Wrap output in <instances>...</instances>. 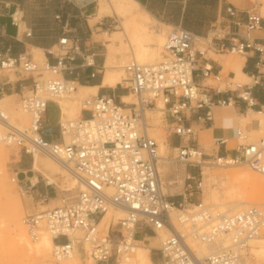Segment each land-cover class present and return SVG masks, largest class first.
<instances>
[{
	"label": "built area",
	"instance_id": "1",
	"mask_svg": "<svg viewBox=\"0 0 264 264\" xmlns=\"http://www.w3.org/2000/svg\"><path fill=\"white\" fill-rule=\"evenodd\" d=\"M171 29L160 62L140 64L132 60L124 67L126 86H119L136 99L129 110L121 104V98L96 95L82 101L84 115L78 121L63 124L58 106L57 127L46 121L47 104L77 90L76 83L65 79L63 73L71 74L68 62L80 50L75 46L79 40L74 43L67 36L61 38L58 53L48 52L56 62L46 61L43 67L26 54H0V77L3 71H14L33 82L30 95L21 94L20 98V108L30 116L28 128L10 127L9 117L0 106V123L9 128L0 133V144L17 147L32 158L35 152L42 153L73 171L83 183V189L75 195H63L60 206L28 215L22 221L34 243L45 234L51 237V257L56 264L77 254L93 264H130L139 242L157 237L161 231H168L170 237L161 248L151 249L149 264H252L250 243L264 232V207L248 206L237 213L219 214L202 204H189V209L184 204L202 186L196 177H202L206 158H212L218 166H247L264 175V138L247 143L248 136L238 129L236 141L243 143L231 148L233 158L217 153L208 156L200 149L196 131L186 122L194 115L198 121L212 122L215 106L231 104V99L216 98L228 94H235L248 108L256 106L252 90L257 82L239 84L223 77L214 71L207 53L210 50L246 57L252 52L257 55L256 66L264 65V17L256 10L242 12L229 5L226 16L215 21L204 37L181 26ZM88 59L84 60L87 66L93 67ZM42 71L61 79L39 82L35 74ZM157 101L164 104L173 119L168 130L180 144L173 149L174 161L183 163L189 173L185 181L189 198L185 194L180 202H173L163 191L158 145L148 133L145 112L155 108ZM228 144V139L218 142L223 147ZM10 181L23 196L31 195L39 185V181L20 180L17 173ZM50 186L44 182L45 188ZM47 200L48 195L42 197L43 202ZM111 209L125 211V217L111 223L103 233L99 225ZM174 210L181 215L173 218ZM141 233L143 238L139 239ZM190 240L213 246L216 251L200 258Z\"/></svg>",
	"mask_w": 264,
	"mask_h": 264
},
{
	"label": "crops",
	"instance_id": "2",
	"mask_svg": "<svg viewBox=\"0 0 264 264\" xmlns=\"http://www.w3.org/2000/svg\"><path fill=\"white\" fill-rule=\"evenodd\" d=\"M141 7L151 14L157 21L167 26H181L189 30L198 37H204L208 34L211 26L217 20H221L226 16V8L231 5L239 11L247 12L251 5L247 1L236 0H138ZM92 0L88 4H81L78 0H0V54H8L13 57L26 54L33 58V50L40 49L44 52L45 62L55 63V58L48 55V52L58 46L59 40L64 36L69 37L72 42L78 39L80 50L73 54L74 60L68 62V67L71 70L63 73V77L73 81L85 89H96L97 96L121 98L125 96V90H119V85L116 88L103 86L105 76V67L108 62V55L111 54L110 47L112 44L95 37L102 36L99 30L107 28L105 20L97 23L95 33L90 22H85L86 15L84 10L86 6L94 3ZM235 2V3H234ZM261 6H264V0L258 1ZM33 9H51V18L45 25L41 24V20H36L32 17ZM96 9V7H89ZM59 17V19H57ZM245 19V15H243ZM89 20V19H88ZM158 21V22H159ZM31 34L28 36V34ZM94 33V37H93ZM114 33V32H113ZM111 33V34H113ZM106 52H105V50ZM201 50H203L201 48ZM208 51V50H207ZM110 52V53H109ZM93 54V56H91ZM216 57L224 56L222 53H214ZM89 58L93 62V67H88L85 58ZM244 58L242 73L248 78L251 83L256 85L252 90V97L255 100L256 106L248 108L245 103L236 99L235 94H228L217 97V100L231 99V104L226 107L215 106L212 109V122L198 121L197 116H192L189 119L191 127L197 128L199 133L205 131L210 132L212 139L216 142L217 154L228 155L234 153L229 147L219 146L218 142L228 139L229 142L236 141V131L241 129L239 126V118L245 117L247 120L249 113L254 115H264V65L256 66L258 59L255 53H249ZM210 65L215 72L221 75L225 71V66L219 60L209 59ZM232 69V67H231ZM98 73L95 78H92L93 73ZM235 75L232 70L227 72V76ZM12 75L0 77V99L5 96H15L21 98V94L31 91L33 82L31 78H22L16 82L11 81ZM247 81V82H249ZM78 91V89H77ZM87 93L86 91H84ZM95 95V96H96ZM49 108L59 110L56 102L50 101L47 104L46 121L52 127H57L60 119V111L58 119L50 124L48 119ZM261 114V115H260ZM84 114L81 113V116ZM261 122V121H259ZM251 126V125H250ZM258 122L253 121L251 130L258 129ZM196 140L199 142L198 135ZM179 141L174 136L169 137L170 149L179 147ZM21 169L17 170L20 180L31 181L35 183L38 178L33 174V169L30 168L25 158H21ZM37 173V172H36ZM39 174V173H38ZM41 175V174H40ZM36 179V181H35ZM48 195V191L42 186H37L31 191L30 197L42 198ZM181 200V199H180ZM176 202V199H172ZM153 239L150 240L152 245ZM157 244L155 245V247Z\"/></svg>",
	"mask_w": 264,
	"mask_h": 264
},
{
	"label": "rangeland",
	"instance_id": "3",
	"mask_svg": "<svg viewBox=\"0 0 264 264\" xmlns=\"http://www.w3.org/2000/svg\"><path fill=\"white\" fill-rule=\"evenodd\" d=\"M91 1L92 0H90L89 3ZM94 1H95L94 3L86 6V9H83L84 14L86 15V17L84 18L85 22L86 21H88V23L90 22L91 26H93L91 28H93L94 33H95V26L97 25L98 21L100 20L99 22H101L103 19L105 20V22L108 25L107 28L99 30V34L102 33V36L95 37V38L102 39L103 41L112 44V47L109 48L111 51V54L108 55V61H110L111 67H117L120 65V62L124 57V51L120 48V46H121L120 43H123L124 47H126V45H127L126 44V40H127L126 38L128 37L129 40L131 39V35H130L131 32L128 30L127 36H125L122 33L121 28L124 29L125 26L129 25V22L131 21L130 18H132V16L130 17L129 14H125V15H118L117 14L116 16L113 15L110 17L106 16V14L102 13L101 9H109V8H105V7L101 6L102 0H94ZM230 1L233 2L236 0H230ZM242 1H244V0H242ZM245 1L250 3V5H251L250 9H257L256 11L262 17H264V6L262 7L261 3L258 2L260 0H245ZM85 4H88V3H85ZM92 5H93V7H96V9H89V7H91ZM114 9H116V8H114ZM139 9H143V8L140 7ZM50 14H51V9H33L31 16L32 17L35 16L36 20L40 19L42 21L41 24L45 25L49 22V20L51 18ZM117 18L119 21L117 20ZM158 21L156 20V23L159 24V25H157L158 30L159 29L161 30L162 28H166L164 26H167V25L162 24V23H160V21L159 22ZM166 30H167V33H166L165 38L167 39L169 33L172 30L171 26H169ZM94 33H93V37H94ZM111 33H113V34H111ZM132 43H133L132 46L134 48L135 47L134 41H132ZM143 44L147 45V43H145V42ZM197 45L199 48H201V47L204 48L201 43H197ZM163 46H162V50H161L162 52H163ZM104 50H105V48H104ZM53 51L57 54L58 53V47H55L53 49ZM105 52H106V50H105ZM222 55H224V56L216 57L214 55V52L209 50L207 53V58L219 60V62L225 66V71L222 74V76L226 77L227 72L229 70H232L230 64L234 61L235 58L241 59L242 57L237 56V55L228 54V53H222ZM126 57L128 60L124 64H122L123 65L124 79H125L124 67L126 66V64H128L130 61L133 60L130 52L127 53ZM32 59L34 62L38 63L41 67H43V65L46 63L45 60L36 59L34 53H33ZM229 62H231V63H229ZM104 71H105V69H104ZM10 72L11 71H3L1 76L12 75V78H11L12 82H16V81L21 79V77L16 72L13 71V72H11V74H10ZM229 77L235 83H239V84L251 83V81L244 82L240 78H237L235 75H232ZM35 78L39 82L52 80V79H61L60 76L57 77V76L53 75L52 73H46L45 71H42L41 73L35 74ZM209 84H211V83H209ZM122 85H123V87L126 86L124 84V82ZM76 88L78 89V85H76ZM120 88L123 89L121 86H119V90H120ZM25 95L29 96L30 91L25 92ZM71 95H72V93H70L69 95H66V97H64V98L62 97V98L53 99V101L57 103V101L65 100V98L68 99ZM126 95L130 96V100L132 102H136L135 97L130 92L125 91V96ZM93 96L94 95H88L85 97L83 96L84 98L81 97L78 100V102H80V103H78V104H80L79 105L80 112H81L82 101H84L85 99H88L90 97H93ZM57 105H58V103H57ZM14 107H15L14 109L16 111L21 112L20 116L15 117L13 115L10 118V116L8 115L9 110L8 109L5 110L3 108L2 109L7 113L9 120L11 119L15 124H17L20 127L19 129L28 128L30 125V116L27 114H24L22 109L20 108V98L19 97H15ZM161 114H162V120L165 122L166 125L164 124L163 121H161V123H160L161 129L160 130L164 133L165 138L169 141L170 131L168 130V127L174 124L173 119H172L171 114L166 109H163L161 111ZM58 117H59V110H57L55 108H49L48 119H49L50 124L53 125V123L58 119ZM22 118H23V120H22ZM244 118L245 117L239 118V122H240L239 126L241 127L242 131H244L245 135L248 136V140L246 142L247 143H256L260 139L264 138V115L258 116V115H254L252 113H249V115L246 117L247 120H243ZM79 119L80 118H74L71 121H78ZM260 120L263 121L262 128L259 127L257 129V131H255V129L251 130V126H252L253 121L259 122ZM249 124H251V126ZM194 130L196 131V134L198 135L199 146H200L201 151L205 155L216 156V154H215L217 152L216 142L212 139L210 132L205 131L203 133H199L197 128H194ZM4 131H6V130H4ZM254 132H256V133H254ZM257 132H260V133H257ZM239 143H243V141H235V142L230 141L229 147L235 148ZM0 151H2V152H0L1 157H2L1 160L4 161L2 154H6V155L10 156V160L6 161L7 163H1L2 161H0V164H1L0 165V167H1L0 168V174H1L0 177H2L4 174V176H6L8 178V179L6 178L7 179V185L10 186V184H11V186H10L11 187L10 192H11V197H12L11 200L13 199L14 201H20L23 205V209L18 210L19 220H20L22 225H23L22 221L26 216L39 213L41 210H43V207H44V210H48V209H52L54 207L61 205V198L63 197V195H67V193L63 192L58 186L51 185L50 187L45 188L44 182L45 181L47 182V180L45 179V177L42 174L40 175V173L38 174L36 172H33V174H31V175L32 176L34 175L35 177H37L38 181H39V186H42L43 188H45L48 191V193H49L48 200L46 202H43L42 198H34V200H33L30 197V195H26V196L21 195L18 191L17 186L12 184L10 180L12 177H14V173L17 172V170L21 169V167H20V165H21L20 159L21 158L26 157V161H27V163L31 169H32V164H33L34 160L32 157L25 156L23 154V152L17 147H7V146L0 144ZM175 151L176 150L173 151L172 149L169 150L168 157L170 159L176 158V152ZM40 155H41L40 164H41L42 169L46 173L51 174L55 178L60 180V176L63 172L62 167H60L59 165L54 163L51 159H49L47 156L43 155L42 153H40ZM228 155H229V157L233 158L235 156V153H229ZM206 161H208L211 164V166L210 165L207 166V164L205 163L206 165H204L202 170H201L202 171V177L201 176L196 177V180L201 179L202 186L199 189V191H194L192 193L191 201L188 200L187 203L184 204V206H186V208H188V209L190 208V206H188L189 204L196 205V206L198 204H203L204 207L210 208L214 204L213 202L209 201V197L213 193H218L219 201L217 204H220L219 202H221V201L223 204H226L229 202L230 203L231 202H246V203H249V205H247V206H257V207L264 206V193L262 194V198H263L262 200H256L255 196L252 194L251 187L248 186L245 190H243L242 194L239 197H236V198L234 197L231 199V197H233L232 194L228 195V193H230L228 190L231 187V181L229 179H223V177H221V178L216 177V179L210 178L211 174L212 175H218V174L228 175V174L233 173V171L234 172L250 171L255 177H258L261 181L262 180L264 181L263 175H259V174L255 173L254 171L249 169L247 166L221 167L218 165L216 166V163L214 161H212V158H206ZM2 164L3 165L5 164V165L2 166ZM206 167H208L209 171H207ZM158 171L160 173L159 175L161 178V183H162L164 193L168 196H171L172 199H176V202H180L181 201L180 199H182V196L185 194L187 195V193H185V189H186V185L188 184V182H185V181H186L187 177L189 176V174L186 172L185 165L183 163H180L179 161H176V160L169 163V164L159 163ZM1 172H3V174ZM0 192L2 193V191H0ZM76 193H77V190L72 192V193H69V195H75ZM226 193H227V195H226ZM188 198H189V196H188ZM221 198H222V200H221ZM6 201H9V200L6 199L4 201V196L0 195V210H1V207L5 208V210H7L6 208H8V206H5V205H7L5 203ZM3 204H5V205H3ZM10 206H11V204H10ZM210 209H211V211H214L215 213L223 214V213H225L226 210L230 209V207L218 206V207L210 208ZM241 209H243V208L235 210L234 213L242 211ZM8 213H6L7 215H5V216L8 217ZM229 214H233V212H231ZM2 216H3V213L0 212V234H1V236H0V264H56L53 262L52 257L50 256L51 253L48 256L43 257V258L37 257L36 255H31L29 260H25L24 257H20L18 255L19 250L15 247V243L12 240L14 234L12 233L13 234L12 235L11 232L8 230L10 223L8 224L9 221H7V224L5 227L7 217H5V216L2 217ZM4 219H5V222H3ZM111 223H113V222H109L107 224V226H104V225L100 226V228H99V229H101L100 231L103 233L106 232L108 229V226ZM4 227L7 228L6 230H8V231H6V230H5L6 232L3 231ZM23 227H24V225H23ZM25 231H26V228H25ZM26 233H27V231H26ZM2 234H3V237H2ZM4 234H6L5 235L6 238H5ZM45 235H47V234H45ZM27 236H28V234H27ZM262 237H264V232L262 233L260 238H262ZM138 238L142 239L143 233L138 235ZM151 239H146L149 242L148 244H150L149 240H151ZM156 244H157L156 240H153L152 245H156ZM161 247H162V242L159 241L155 249H158ZM250 247L252 249V243H251ZM152 249H154V248H152ZM251 249H250V259H249L250 263H252V264H264V259H261L258 256H256L255 254H253L251 252ZM136 253H138V251H136ZM136 253H135L134 258L136 257ZM17 255L19 257H17ZM133 259L130 261V264H134V263L135 264H149V262L142 261L139 258V256L137 257L135 262H133ZM81 261L84 264H86L88 262L92 263L91 260L83 261L81 259Z\"/></svg>",
	"mask_w": 264,
	"mask_h": 264
},
{
	"label": "bare ground",
	"instance_id": "4",
	"mask_svg": "<svg viewBox=\"0 0 264 264\" xmlns=\"http://www.w3.org/2000/svg\"><path fill=\"white\" fill-rule=\"evenodd\" d=\"M78 1L81 4H85V3H89L90 0H78ZM101 3H102L101 6H103L105 8H109V9H101L102 13L106 14V16H109V17L113 16V15L116 16L117 14L118 15L129 14L130 17L132 16V18H130L131 21L129 22V25L125 26L124 29L121 28L122 29L121 31L125 36H127L128 30L131 32L130 35H131L132 40L131 39L129 40L128 37L126 38L127 39L126 40V44H127L126 47H124L123 43H120V45H121L120 48L124 51V57L121 60L120 65L117 67H111L110 61H108L107 65L105 67V72H104L105 76H104V80H103V86L110 87V88H116L118 85L123 84L124 74H123V65L122 64H124L128 60L126 57L128 52L131 53L132 59L137 61L140 64H155V63H158L162 60L163 52L161 50H162V46L164 45V43L166 41V38H165L166 33H167L166 29L169 26H164L166 28H162L161 30L159 29L160 30L159 31L158 26H157L159 24L156 23V19L151 14L146 12L145 9H139L141 7V5H140L138 0H102ZM114 8H116V9H114ZM117 20H118V18H117ZM132 41H134V43H135L134 48L132 46V44H133ZM144 42L147 43V45H144L143 44ZM202 51H204V50H202ZM33 53H34L36 59L46 60V58L44 56V52L42 50L34 49ZM90 62H91V60H90ZM229 63H231V62H229ZM243 63H244V58H241V59L235 58L234 61L230 64V66L232 67V71L235 73V76L237 78H240L242 81L247 82V81H249L248 78L242 73ZM46 73H49V72H46ZM10 74H11V72H10ZM41 82H44V81H41ZM84 91H86L87 93H85ZM96 93H97L96 89H85L82 87H78V91L77 90L74 91L68 99L65 98V100H63V101H57V103L61 109L62 123L65 124L66 122H71V120H73L74 118H80L81 117V112L79 110L80 104H78L80 102H78V100L83 96L84 97L88 96V95H94L95 96ZM64 97H66V96H63V98ZM14 99H15V96H5L2 99H0V106L5 110L6 109L9 110L8 115L10 116V118L13 115L15 117L16 116L18 117L21 115L20 114L21 112L16 111L14 109L15 108L14 107ZM135 103L136 102H132L130 100V96L126 95V96L121 97V104L125 105L127 110H129L130 106L134 105ZM163 109H166L164 104L161 101H157L155 108L148 109L145 112V118H146V123L148 126L149 136L153 139L155 138L154 140L157 142V145H158V158H159L158 159V165H159V163L169 164V163L174 161V159H170L168 157L169 150H170L169 141L165 138L164 133L160 130L161 129L160 123H161V121H163L161 111ZM23 113L27 114L25 111H23ZM22 120H23V118H22ZM9 123H10V127H14L16 129L20 128L11 119L9 120ZM164 124H165V122H164ZM249 125H251V124H249ZM262 126H263V121L258 122L257 127L262 128ZM4 130L7 131V130H9V128L5 127L4 125H2L0 123V133H5L6 131H4ZM20 130H22V129H20ZM260 132H257V133H260ZM254 133H256V132H254ZM66 141H68L67 138H66ZM0 152H2V151H0ZM2 156H3L4 161L1 160L2 157L0 154V161H2L1 163H7L6 161L10 160V156H8L6 154H2ZM40 159H41L40 153L35 152L33 155L34 161L32 164V169H33V171L42 174L45 177V179L47 180V183L49 185L58 186L65 193H72L76 190L79 191V190L83 189V183H81V181L78 179V177L75 175V173L73 171L67 169L65 166L61 165V163H58L55 160L49 158L54 163H56L57 165L62 167V169H63V172L60 176V180H58L53 175L46 173L42 169L41 164H40V162H41ZM206 164H207V166L208 165L211 166V164L208 162ZM4 165L2 164V166H4ZM216 166H217V164H216ZM221 167H223V166H221ZM206 169H207V171H209L208 167H206ZM1 173L3 174V172H1ZM0 176H1V174H0ZM216 177L217 178L223 177V179H229L231 181V187L228 190L230 192V193H228V195L232 194V196H233V197H231V199L234 197L235 198L239 197L242 194L243 190H245L248 186L251 187L252 194L255 196L256 200H262L263 199L262 194L264 193V181L263 180L261 181L258 177H255L250 171H245V172H234L233 171V173L228 174V175H225V174H218V175H212L211 174L210 175L211 179H216ZM6 178L7 177L4 176V174L2 177H0V189H1L0 191H2V193L0 192L1 193L0 195L4 196V201L6 199L9 200V201L5 202L7 205L3 204L5 206H8V208H6L8 211L5 210V208L1 207L0 212L3 213L2 217L7 215L6 213L9 212L8 217L5 216V217H7L5 227H6L7 221H9L8 224L10 223V226L8 225L9 226L8 230L11 232V234L12 233L14 234V235L12 234L13 235L12 240L15 243V247L19 250L18 255L20 257H24L25 260H29L31 255H36L37 257H40V258L48 256L51 253L52 248L54 246L51 237L49 235H44L39 242L34 243L27 236L25 228L21 224V222L19 220V215H18V210L23 209V205L20 201H14L13 199L11 200V198H12L11 192H10L11 184L9 183L10 186L7 185V179L8 178L7 179ZM35 181H36V179H35ZM226 195H227V193H226ZM221 200H222V198H221ZM209 201L214 203L212 205L213 207L211 206L210 208H215L218 206L230 207V209L226 210L225 213H223V214H229L231 212L234 213L235 210L240 209V208L244 209V208L248 207L247 205H249V203H246V202H231V203L229 202V203L223 204L222 201L219 202L220 204H217L219 201L218 193L211 194L209 197ZM10 204H11V206H10ZM262 207H264V206H262ZM206 208L211 211V209L209 207H206ZM243 209H241V210H243ZM43 211H46V210H44V207H43V210H41L40 212H43ZM177 215L179 216L181 214L176 213V211L174 210L172 213V217L174 218ZM124 217H125V211L111 209L104 215V217H103V219L99 225V228H100V226H103V225L107 226V224L109 222L117 223V221L122 220ZM3 222H5V219L3 220ZM5 227H4L3 231H5L7 229ZM8 230H6V231H8ZM5 235L6 234H4V236ZM0 236H1V234H0ZM260 236L251 242L252 243V249H251V247H250V249H251V252L253 254H255L256 256H258L261 259H264V237L260 238ZM2 237H3V234H2ZM169 237H170V233L168 231H161V232H158L157 237H151V238L153 240H156V243L158 244L159 241L163 243ZM5 238H6V236H5ZM151 238H149V239H151ZM190 241H191L190 242L191 246L194 248L196 254L200 258L208 256V255H210L216 251V248L213 246L203 245V244H200L197 242H193V240H190ZM148 243L149 242L147 240L144 242H139V245L136 249V251H138V253H136V251H135L136 257L133 259V262H135L137 257L139 256V258L142 261L151 263L150 251L152 248L155 249L156 247H155V245H150ZM251 243H250V246H251ZM224 245H227V243H224ZM18 255H17V257H19ZM60 264H84V263L81 261L80 257L77 254V255H74L71 259H69L65 262H61ZM86 264H93V262L92 263L88 262Z\"/></svg>",
	"mask_w": 264,
	"mask_h": 264
}]
</instances>
